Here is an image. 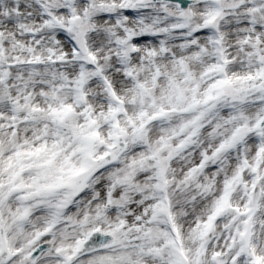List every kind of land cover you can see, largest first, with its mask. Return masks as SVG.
Listing matches in <instances>:
<instances>
[{"label": "snow or ice", "instance_id": "1", "mask_svg": "<svg viewBox=\"0 0 264 264\" xmlns=\"http://www.w3.org/2000/svg\"><path fill=\"white\" fill-rule=\"evenodd\" d=\"M0 264H264V0H0Z\"/></svg>", "mask_w": 264, "mask_h": 264}]
</instances>
